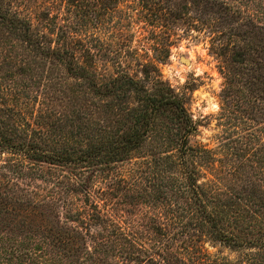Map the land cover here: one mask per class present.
<instances>
[{"label": "trees", "instance_id": "obj_1", "mask_svg": "<svg viewBox=\"0 0 264 264\" xmlns=\"http://www.w3.org/2000/svg\"><path fill=\"white\" fill-rule=\"evenodd\" d=\"M98 1L0 0V219L15 209L57 218L36 240L21 232L39 264L65 263L79 241L98 262L264 264V139L254 136L253 148L237 138L232 162L191 145L197 125L185 94L158 67L172 43L153 61L136 58L137 73L116 56L108 66L104 44L86 31L104 15ZM137 1L166 37L178 22L260 30L225 0ZM252 45L231 48L248 80L227 70L220 95V115L236 127L251 112L264 118V67ZM124 204L138 221L123 216ZM9 242L0 237V255Z\"/></svg>", "mask_w": 264, "mask_h": 264}, {"label": "rangeland", "instance_id": "obj_2", "mask_svg": "<svg viewBox=\"0 0 264 264\" xmlns=\"http://www.w3.org/2000/svg\"><path fill=\"white\" fill-rule=\"evenodd\" d=\"M225 1L238 9L242 16L248 9L254 26H258L260 30L251 26L252 34L245 36L242 26L245 22L237 23L236 21L225 25L217 21L215 25L213 24L214 26L201 28L200 32H197L193 29H186V26L178 22L177 28L172 30L174 33L166 37L163 35L164 28L161 27V21L153 27V23H150L148 19L149 12L143 11L142 4L137 0H99L98 10L104 15L100 17L97 28L89 27L86 31L88 36H94L104 44V51L101 53L105 55V64L109 66L110 57L116 56L124 62L123 66L131 64L130 73H137L136 58L140 59V63L153 61L163 55L167 42H171L168 60L165 64H159L158 67L163 79L185 94L186 107L197 125V132L190 139L191 145L203 146L214 152L217 158L225 160L230 158L232 162L235 158L233 157L235 146L233 143L237 138H241L244 143L247 142L253 148L254 136L260 140L264 139V118L255 116L254 112L244 115L245 125H239V127H236L235 121L220 115L222 114L220 95L225 84V72L229 70L238 75L241 74L242 78L248 80L245 73L249 72L244 69L249 66L234 65L230 62L231 48L234 44L241 50L246 42L251 41L253 50L256 49L251 52V57L256 60L258 66L264 67V0H256L255 3L254 0H249L248 3L246 0ZM187 5L188 1H186ZM105 7L108 9H104ZM183 30L186 31L183 32ZM219 31H222L223 35H219ZM212 36L216 40H211ZM260 130L263 132H259ZM219 165L216 164V166ZM233 166L237 164L234 163ZM96 186L98 187V184ZM0 192L3 190L0 189ZM13 207L18 206L13 203ZM120 208L128 211L123 214L126 219L131 218L129 212L137 213L138 215L132 217L134 218L132 220L138 221L139 213L135 208L125 204ZM142 208L144 207L140 206V209ZM26 210L15 209L14 216L0 219V237L3 236L10 240L9 245L6 246L7 250L0 255L3 258L0 264H39L43 262V260H36L38 253L33 256V243L31 245L26 242L21 232L28 230L30 233L27 237L36 240L40 232L46 233L48 227L54 228L57 218L50 219L49 217L47 221L44 217H39L37 212ZM59 220L64 221L63 218ZM134 226L137 227V223H134ZM140 231L144 232V229L140 228ZM85 240L88 247L92 246L89 240ZM72 245L71 252L67 253L69 259L67 261L64 259L63 264H120L112 257L106 258L105 262H98V253L90 259L86 256L87 247L85 250L81 241ZM206 248L211 255L234 257L228 250L218 246L211 247L206 244ZM88 250L92 251V249ZM46 263L49 264L47 261Z\"/></svg>", "mask_w": 264, "mask_h": 264}]
</instances>
